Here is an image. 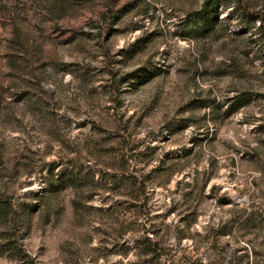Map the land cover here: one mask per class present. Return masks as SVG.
<instances>
[{"label": "rangeland", "instance_id": "1", "mask_svg": "<svg viewBox=\"0 0 264 264\" xmlns=\"http://www.w3.org/2000/svg\"><path fill=\"white\" fill-rule=\"evenodd\" d=\"M216 1L0 0V264H264V0Z\"/></svg>", "mask_w": 264, "mask_h": 264}, {"label": "trees", "instance_id": "2", "mask_svg": "<svg viewBox=\"0 0 264 264\" xmlns=\"http://www.w3.org/2000/svg\"><path fill=\"white\" fill-rule=\"evenodd\" d=\"M218 9H219V4L217 3L216 0H205V2L201 7V10L198 13L202 17H208L209 19L208 21L210 23L209 25H211V23L215 22L218 19L217 18ZM4 207H5V201L2 198H0V211L4 210Z\"/></svg>", "mask_w": 264, "mask_h": 264}]
</instances>
